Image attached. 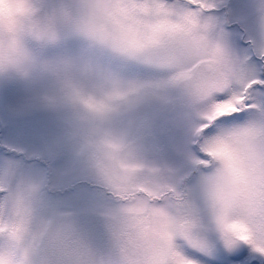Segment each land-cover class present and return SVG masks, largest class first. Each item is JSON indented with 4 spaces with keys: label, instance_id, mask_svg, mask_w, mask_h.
<instances>
[{
    "label": "rangeland",
    "instance_id": "374dc122",
    "mask_svg": "<svg viewBox=\"0 0 264 264\" xmlns=\"http://www.w3.org/2000/svg\"><path fill=\"white\" fill-rule=\"evenodd\" d=\"M193 1L0 0V264L264 263V0Z\"/></svg>",
    "mask_w": 264,
    "mask_h": 264
},
{
    "label": "flooded vegetation",
    "instance_id": "af4514ba",
    "mask_svg": "<svg viewBox=\"0 0 264 264\" xmlns=\"http://www.w3.org/2000/svg\"><path fill=\"white\" fill-rule=\"evenodd\" d=\"M234 115H236V114H234ZM197 147H199V153L201 154V156H202V159L204 160L205 158H209L210 159V161H212L213 159H211V157L209 156V153L208 152H206L205 150L203 151V149L201 148V145L200 144H197ZM4 151L7 153V154H11V155H17V156H21L22 157V155H19L18 154V152H15V151H13V150H9V149H4ZM39 161V160H38ZM42 164H44L43 162H41ZM196 167V169H194V173L193 174H189L188 176H186V179H185V181H182V183H181V185H182V196L181 197H177V196H175L176 194L174 193L173 195H171V198L173 199V200H175V201H177V202H182L184 199H185V197H187V187H186V185L185 184H187V183H189V181H191L192 180V178H193V176L195 175V174H197V172H199V169H202L203 167H204V164H203V162H200L199 164H196L195 165ZM45 233V232H44ZM44 235L42 234V240H41V242H43V244H44ZM41 247V246H40ZM251 264V263H250ZM252 264H254V263H252Z\"/></svg>",
    "mask_w": 264,
    "mask_h": 264
},
{
    "label": "water",
    "instance_id": "95a60500",
    "mask_svg": "<svg viewBox=\"0 0 264 264\" xmlns=\"http://www.w3.org/2000/svg\"><path fill=\"white\" fill-rule=\"evenodd\" d=\"M205 69L207 71H210V66H205ZM242 244L234 243L230 246V249L228 252H231V254H234V256H239L242 252Z\"/></svg>",
    "mask_w": 264,
    "mask_h": 264
}]
</instances>
